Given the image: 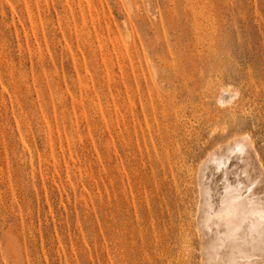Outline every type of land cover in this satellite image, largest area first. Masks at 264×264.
I'll return each mask as SVG.
<instances>
[{
	"label": "rangeland",
	"instance_id": "1",
	"mask_svg": "<svg viewBox=\"0 0 264 264\" xmlns=\"http://www.w3.org/2000/svg\"><path fill=\"white\" fill-rule=\"evenodd\" d=\"M245 136L264 168V0H0V264H202Z\"/></svg>",
	"mask_w": 264,
	"mask_h": 264
},
{
	"label": "bare ground",
	"instance_id": "2",
	"mask_svg": "<svg viewBox=\"0 0 264 264\" xmlns=\"http://www.w3.org/2000/svg\"><path fill=\"white\" fill-rule=\"evenodd\" d=\"M221 89L217 103L228 90ZM236 138L227 146L218 144L197 174L201 199L195 217L202 231V264H264L263 163L250 137ZM216 176L222 178V191L213 190Z\"/></svg>",
	"mask_w": 264,
	"mask_h": 264
}]
</instances>
